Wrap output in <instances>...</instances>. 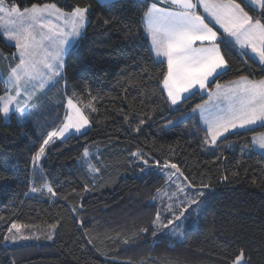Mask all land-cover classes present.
<instances>
[{
	"label": "trees",
	"instance_id": "trees-1",
	"mask_svg": "<svg viewBox=\"0 0 264 264\" xmlns=\"http://www.w3.org/2000/svg\"><path fill=\"white\" fill-rule=\"evenodd\" d=\"M4 2L20 9L34 3L55 4L63 11L90 9L84 37L66 54L60 84L54 92L46 91L47 105L22 125L14 113L7 122L0 114V264H232L241 249L244 264H264V155L252 150L250 141L264 126L227 135L219 147L202 146L205 130L196 116L165 127L206 94L195 92L178 106L167 101L161 83L166 64L149 59L141 25L148 3ZM241 6L264 22L261 8L254 10L246 2ZM221 49L229 68L210 86L242 75L264 76L257 63L245 64L248 58L231 44H221ZM0 51H14L1 36ZM8 62L0 72V95L3 75L14 65ZM51 91L57 102H50ZM67 96L83 105L89 127L84 135L50 144L34 168L31 157L60 123ZM136 151L150 162L176 164L196 187L209 184L214 189L182 239L161 233L153 237L151 222L158 208L153 197L163 177L150 168L142 173L143 161L131 155ZM46 184L56 196L47 192ZM32 187L43 190L33 193ZM14 222L32 226L20 228L37 239L22 236L6 243L5 236L14 235L8 231ZM53 225L55 231L49 228Z\"/></svg>",
	"mask_w": 264,
	"mask_h": 264
},
{
	"label": "snow or ice",
	"instance_id": "snow-or-ice-1",
	"mask_svg": "<svg viewBox=\"0 0 264 264\" xmlns=\"http://www.w3.org/2000/svg\"><path fill=\"white\" fill-rule=\"evenodd\" d=\"M143 2L148 3V0ZM97 3L106 6L114 3V0H97ZM160 3L164 6L160 7ZM244 3L245 0L240 3L237 0H154L148 4L141 16V24L150 42L149 59L154 64H162L166 59L167 70L163 73L161 83L171 106H178L188 96L194 95L197 88L206 89L212 80L228 70L229 61L221 44H231L237 48L240 56L248 58L244 60L245 64L252 60L264 71V22L261 18L250 16L245 7L241 6ZM257 5H260L261 17H264V0H247L246 6L254 10ZM198 8H202L203 13L198 12ZM89 9L87 5L76 6L70 13H64L55 4L34 3L21 12L16 5L10 10L5 8L4 0H0V13H4L14 25H0L2 34L7 41L15 43L16 52L12 54V60L18 59L14 67L10 66L4 94L0 95V114L5 122L14 111L22 125L39 110V105L31 101L38 99L42 91L59 82L66 54L84 37ZM53 12L57 19H63L64 27L53 29L43 23L45 14L51 15ZM216 25H219V29ZM22 95L25 97L23 101L20 99ZM208 97L203 104L192 109L193 114L199 113V119L206 129L202 146L219 147L220 141L227 139V135L264 126V77L250 79L242 75L230 81L228 86L217 83L215 91L208 92ZM67 107L69 111L61 125L47 132L38 150L32 155L34 168L50 144L56 140H66L74 134L86 133L90 123L88 117L72 99H68ZM144 123V120L140 121L141 125ZM174 124L175 121L170 120L165 127ZM232 146L231 143L227 145ZM252 150L264 155V135L253 137ZM84 155H88L87 151ZM131 155L143 159L140 151ZM143 163L146 167L141 168V172L146 173L149 170L148 160L143 159ZM156 163L159 166V162ZM4 166H7L6 162ZM168 167L164 165V169ZM170 168L174 171L166 172L167 182L169 186L175 184V191L169 193L157 189V195L153 197V200L159 198L162 205L157 208L151 222L153 237L158 233L168 237H182L191 227L188 223L191 215L195 214L192 223H196L214 192L209 184L196 188L176 164H171ZM91 170L99 172V169ZM179 177H183V181ZM45 187L52 196L57 195L50 185ZM30 190L36 193L43 189L32 187ZM88 190L85 185V191ZM165 199L169 202L165 203ZM165 214L170 215L166 222ZM20 227L14 222L9 232L13 229L19 232ZM146 231V228L141 229V232ZM9 239L15 241L17 237L5 236L6 242ZM243 257L241 249L232 264H244Z\"/></svg>",
	"mask_w": 264,
	"mask_h": 264
},
{
	"label": "rangeland",
	"instance_id": "rangeland-1",
	"mask_svg": "<svg viewBox=\"0 0 264 264\" xmlns=\"http://www.w3.org/2000/svg\"><path fill=\"white\" fill-rule=\"evenodd\" d=\"M13 5H9V4H7V3H5L4 2V7L5 8H7V9H11V7H12ZM58 8V7H57ZM20 9V8H19ZM60 9V8H59ZM23 10H24V8H21L20 9V11L21 12H23ZM62 12H64V13H70L71 11H63L62 10ZM43 23H45V24H49L53 29H55V28H57V27H64V24H63V19L61 18V19H57V15H56V13L55 12H53L51 15H48V14H45V16H44V20H43ZM0 25H7V26H14L13 24H12V22L9 20V18H7L6 17V15L4 14V13H0ZM40 29H39V26H37V31H39ZM47 29H45V31H46ZM3 29H2V27H0V36L2 37V39L7 43V44H9V45H12V46H14V51H13V53H15L16 52V48H15V43L14 42H9V41H7L5 38H4V36H3ZM73 49V48H72ZM4 57H8V59H5ZM14 61V65H13V67L15 66V63H18V59H16V60H12V54H4V53H2L1 51H0V72H2L3 71V64H7V63H9L8 61ZM8 75H9V70H8V72H7V74H6V76L3 78V86H2V90H3V92H2V94L1 95H3L4 94V89H5V87H6V84H5V81L7 80V77H8ZM60 79V78H59ZM212 82V81H211ZM222 83V82H221ZM57 84H60V82H58V83H55L53 86H51V87H48L47 88V92H50V90H52L53 92H54V90H53V87H55V85H57ZM217 83H215V84H213L212 86H210V84L208 85V87L206 88V89H204V90H200L199 89V91H200V93H202V94H207L208 95V92L209 91H213L212 89L214 88V86L216 85ZM55 89H57V88H55ZM198 89V88H197ZM46 91H42V93L39 95V97H38V99H34L33 101H31V103H34V104H37V105H39V110L38 111H36V112H34L33 113V115H32V117L30 118V119H32L38 112H40L42 109H43V107H45L46 105H47V103L49 102V99H48V101H47V98H46ZM52 91H51V93H52ZM166 93V92H165ZM15 93L13 92V95H14ZM53 94V93H52ZM20 99H21V101H23L24 99H25V97L22 95L21 97H20ZM68 99H72L73 100V102L75 103V104H77V106L78 107H80L81 108V110L84 112V114L88 117V119H89V116H88V114L84 111V107H83V105L77 100V99H75V98H73V97H65L64 98V111H63V115H62V119H61V121H60V123L58 124V126L56 127V128H58L60 125H61V123H62V121L65 119V115H66V112H68L69 111V109H68V107H67V101H68ZM57 102L58 100L56 99V97L54 96V94L52 95V100H50V102ZM46 104V105H45ZM14 107V106H13ZM12 113H14V115H15V117H16V121L18 122V123H20L19 122V118H18V115L13 111ZM181 117H184V116H181V115H179V116H177L176 118H174V119H172V121H175V123L176 122H178V121H180V120H182L181 119ZM30 119H28V120H30ZM4 120V119H3ZM28 120H26V121H28ZM5 121V120H4ZM8 121H10V118L8 119ZM90 122V121H89ZM90 124V123H89ZM168 124V122H166L165 123V126ZM88 127H89V125H88ZM55 128V129H56ZM88 129V128H87ZM262 132H264V131H261V132H258L257 134H261ZM255 134V133H254ZM253 145V144H252ZM87 151V153H88V150H85V152ZM256 151V150H255ZM85 152H84V154H85ZM88 155H89V153H88ZM87 155V156H88ZM143 159H147V157H143ZM143 159L141 158V161H143ZM148 160V159H147ZM157 161H154V162H150V161H148V168H150L151 170H154L155 172H158L159 174H161L162 175V177H163V183H162V185L158 188V189H161L162 191H167V192H172V191H175V184H171L170 186H169V183L167 182V176H166V172H170V171H174L173 169H171L170 168V165L171 164H173V163H164V164H159V166H157V163H156ZM38 164V163H37ZM169 165V167L167 168V169H164V165ZM146 167V166H145ZM179 180L180 181H183V177H179ZM46 185H48V184H46ZM45 185V186H46ZM196 187V186H195ZM196 188H200V187H196ZM157 195V192H156V194H155V196ZM156 201V203L158 204V207H162V205H161V202H160V199L158 198V199H156L155 200ZM169 201H167L166 199H165V203H168ZM195 214H192L191 215V217L192 216H194ZM190 217V218H191ZM170 218V215L169 214H165V217H164V220H165V222L167 221V219H169ZM194 218H191L189 221H188V223L189 224H191V226H195L196 225V223H192V220H193ZM17 224V223H16ZM19 225V224H18ZM22 228H25V227H32V226H30V225H25L24 227L22 226V225H20ZM41 227H43V226H37L36 228H34V229H36V230H41V229H46L45 227H48V226H44L43 228H41ZM22 228H20L19 229V232H17L16 231V229H13L12 230V233H14V235L13 236H16L17 237V239L15 240V241H13L12 239H9L6 243H12V242H16V241H19V240H21L20 238H22V236H23V238L25 239V238H27V239H30V238H35V239H37V236L38 235H35V233H34V235L33 234H31V233H28V232H26V233H24L25 231L22 229ZM49 228H52V230H54L55 231V227H53V226H50ZM9 231V230H8ZM35 232H37V231H35ZM38 233V232H37ZM6 236H8L9 237V235L7 234ZM52 237V236H51ZM183 237V236H182ZM182 237H174L175 239H178V240H180V239H182Z\"/></svg>",
	"mask_w": 264,
	"mask_h": 264
},
{
	"label": "crops",
	"instance_id": "crops-1",
	"mask_svg": "<svg viewBox=\"0 0 264 264\" xmlns=\"http://www.w3.org/2000/svg\"><path fill=\"white\" fill-rule=\"evenodd\" d=\"M97 1V0H96ZM152 2H154V0H148V4H150V3H152ZM245 2L247 3V0H245ZM237 3H239V2H237ZM148 4L146 5V7H145V9L143 10V12L147 9V7H148ZM43 5V4H42ZM50 5V4H49ZM159 6L160 7H163L164 5H163V3H160L159 4ZM31 6H29V7H25V8H30ZM24 8V9H25ZM260 9V5H257L256 6V10H259ZM197 11L198 12H201V13H203V9L202 8H198L197 9ZM143 12H142V14H143ZM142 16V15H141ZM142 25V24H141ZM216 28L217 29H219V25H216ZM142 30H143V26H142ZM220 32H222V29H220ZM145 34V33H144ZM146 35V34H145ZM199 42H197V44H198ZM149 44H150V42H149ZM236 50H237V48H236ZM238 51V50H237ZM164 62H165V64H166V70H167V63H166V59L164 60ZM258 64V63H257ZM10 70V69H9ZM7 74V73H6ZM6 74H4L3 75V78L6 76ZM264 77V76H263ZM239 78V77H238ZM238 78H235V79H232V80H229V81H226V82H222V83H220L221 85H224V86H228V83L230 82V81H234V80H236V79H238ZM251 79V78H250ZM258 79H260V78H258ZM162 88H163V85H162ZM213 91H215V86H214V88L212 89ZM195 92H200L199 91V89H196L195 90ZM164 94H165V96H166V98H167V94L164 92ZM200 94H202V93H200ZM208 95L206 94V97H205V99L204 100H202L201 102H199L198 104H203V102L205 101V100H208ZM170 103V102H169ZM198 104H196V105H198ZM196 105L193 107V108H195L196 107ZM192 108V109H193ZM192 109L190 110V111H188V112H186V113H184L183 115H181V116H184V118H186V117H188V116H196L198 119H199V113L197 112V113H195V114H193L192 113ZM183 118V119H184ZM199 122H200V124H201V126L204 128V130L206 131V129H205V127L203 126V124H202V122L200 121V119H199ZM258 132H256L255 134H252L251 136H250V141H251V147H252V144H253V137H257V138H259L260 136H262V135H264V132H262L261 134H257ZM258 152V151H257Z\"/></svg>",
	"mask_w": 264,
	"mask_h": 264
}]
</instances>
